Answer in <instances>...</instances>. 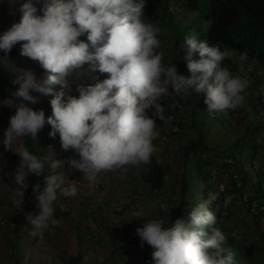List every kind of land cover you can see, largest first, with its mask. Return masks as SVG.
<instances>
[{
    "label": "clouds",
    "instance_id": "clouds-1",
    "mask_svg": "<svg viewBox=\"0 0 264 264\" xmlns=\"http://www.w3.org/2000/svg\"><path fill=\"white\" fill-rule=\"evenodd\" d=\"M147 2L43 0L39 10L42 14L38 15L33 0H24L19 5L18 22L0 33L3 58L19 42V54L38 62L45 70L37 78L33 71L20 69L12 79L18 87L10 98L0 99V105L15 109L0 136L4 149L19 157L15 170L6 173L16 187L13 205L19 207L31 196L26 190L29 175L38 177L47 173L43 185H32L35 212L25 216L32 237L58 227L55 202L58 197H65L57 209L68 211L69 197H75L79 191L78 182L66 177L65 160L58 158L52 148L57 135L62 150L78 153L79 158H69L67 164L82 172L89 184H94L102 172H119L123 180L129 167L151 163L155 152L153 141L160 135L156 120L165 125L172 120L170 115H164L165 108L160 102L163 98L186 99L193 92H203L209 117L245 108L250 83L247 76L253 74V67L241 66L245 75L233 74L222 62L233 59L243 65L247 54L233 56L192 36L177 44V47L186 45L183 58L188 74L179 73L173 62H163L164 52L158 51L161 29L143 19ZM167 11L178 12L175 0ZM81 35H86V41L78 39ZM85 63L87 69L77 72ZM97 72L107 76L98 79L93 75L94 83L77 85L78 95L69 94L74 76ZM52 85L59 87L54 89ZM258 87L256 97L259 94L264 99V88ZM30 90L50 95L51 115L45 116L42 109L33 110L24 103L34 104L38 100ZM246 110L251 112L250 108ZM46 123L50 125L51 138L45 154L38 157L23 143L13 149L14 142L21 138L35 141ZM24 191L28 197L23 199ZM64 203L66 208L61 209ZM168 213L163 218L146 219L143 207L131 212L130 219L144 218L135 234L141 247L145 243L151 247L152 264H241L219 227H212L210 234L197 230L196 226H212L217 222L205 203L191 207L187 220L176 218L169 222ZM102 261L103 257L98 264Z\"/></svg>",
    "mask_w": 264,
    "mask_h": 264
},
{
    "label": "rangeland",
    "instance_id": "rangeland-1",
    "mask_svg": "<svg viewBox=\"0 0 264 264\" xmlns=\"http://www.w3.org/2000/svg\"><path fill=\"white\" fill-rule=\"evenodd\" d=\"M23 2L24 0H0V33L6 31L13 22H18L19 5ZM171 2L172 0H166V6H169ZM175 2L179 8L184 6L183 0H175ZM33 3L37 7V14H42L39 11L42 1L33 0ZM178 10L175 18L183 20L187 10L185 8L181 9L183 11ZM156 25L161 29L158 36L161 48L158 51L164 52L163 62L170 64L172 59L170 34L174 29L165 21L158 22ZM19 46L18 42L12 48H19ZM224 50L233 56L238 55L232 50ZM184 52L178 53L177 56L186 64L183 58ZM222 64L233 74L241 75H245L240 72L241 66L253 67V74L247 76L250 83L246 89L245 108L238 110L243 112V117L235 115L237 110H230L226 114L221 113L222 120H218V115L209 117L206 105L200 101L195 92L186 99L179 96L163 98L160 102L165 108L164 115L166 117L170 115L172 120L167 125L156 120L160 135L153 141L155 145L153 156L163 171V184L159 189L150 187L143 180L142 174L147 171V165L129 167L123 180L120 179L119 172L116 174L102 172L98 174L94 184H89L82 176V172L68 166L67 160L69 158L78 159V153L71 149L62 150L57 135L52 148L57 152L58 158L65 160L63 167L66 177L68 180L78 182L79 191L75 197H69L71 202L69 210H60L61 215L55 216L60 221L59 226L51 231L45 230L42 236H30L28 233L31 225L25 221L28 213L35 212L34 194L29 176L27 177L29 187L26 190L31 192V196L19 207L12 203L16 198V187L6 173L15 170L19 157L12 151L5 150L0 144V264H68L76 256H79L83 262L99 261L103 257L102 264H152L151 247L147 243L141 247L139 240L133 245L115 249L113 254L111 250L118 245L132 241L136 235L135 229L142 224L144 218L130 219L133 210L143 207L146 219L166 217L169 211V222L171 221V212L180 202V174L183 168L181 147L189 138L194 137L197 131H201L204 135L206 146L209 148L207 153H202L201 156L217 155L219 156L217 157L218 164L212 167V176L209 180L195 176L189 178V180L196 179L200 187L192 195L190 194L191 189L188 190L187 204L182 219H188L191 207L198 202L205 203L206 208L213 213L215 209H219L218 225L224 234H230L238 242L237 250L239 244L240 246L253 245L254 252L251 255L246 254L245 251L237 254L238 261L241 264H264V213L260 212L255 217V211H253L260 204V199L254 196L252 189L247 185H242L239 179L236 180V186L241 188L239 192L227 191L224 188L229 179L228 173L233 169L228 165L231 159L226 153L234 154L238 162L237 167L241 172L247 170L248 175L255 179L261 177L258 173L260 172L264 177V148L254 152L243 144L244 139H242L247 126L258 124L264 127V118L258 119L250 104L251 100L256 98L257 87L264 84V65L248 57L243 65L233 59H226ZM20 69L33 71L37 78L45 73L38 62L19 53L0 59V74L8 80L11 93L18 87L12 83V79ZM86 69L87 65H83L77 72H84ZM93 75L98 79L104 78L100 73L74 76L69 94L78 95L77 85L94 83L95 81L91 78ZM11 93H2L3 96L0 94V99L10 98ZM30 94L37 95L38 100L34 104L27 101L24 103L33 110L42 109L45 116L51 115L48 103L50 95H41L31 90ZM41 98L44 100L42 103ZM247 108H250L251 112H248ZM14 111L15 109L0 105V136L7 127L8 117L14 114ZM49 130L50 125L46 123L37 133L35 141L26 137L21 138L14 142L13 149L23 143L34 155L39 157L45 154L46 145L51 138L48 136ZM259 132L260 136L257 135L258 133L254 136L258 142L263 144L264 130ZM237 138L240 140L239 143L242 142V145L239 144L240 151H237V146L231 150ZM46 174L42 172L40 175L43 176V181ZM62 200H65V197H58L55 209ZM211 200H216V203ZM260 210H264L262 206H259ZM227 211L232 212L231 215H227ZM93 226L103 231L102 237L97 240H94L90 234ZM204 226H196V228L206 234ZM15 242L18 246L15 250H11L10 245Z\"/></svg>",
    "mask_w": 264,
    "mask_h": 264
},
{
    "label": "trees",
    "instance_id": "trees-1",
    "mask_svg": "<svg viewBox=\"0 0 264 264\" xmlns=\"http://www.w3.org/2000/svg\"><path fill=\"white\" fill-rule=\"evenodd\" d=\"M43 3V0H41ZM184 6L178 9L185 8L187 11L186 17L182 19L175 18V14H171L167 11L169 6H166V0H148L147 5L144 9L143 19L153 24L165 21L170 25L174 31L171 32L170 38L172 41L171 47V63L173 62L179 73L187 75V68L184 61L177 56L178 53L185 51V45L183 47H177V44H183L186 37L191 38L197 36L199 40L207 41L208 44L215 45L221 48V50L229 49L238 54L246 53L248 58L254 59L258 64L264 65V0H183ZM161 11V13H159ZM179 11V10H178ZM183 11V10H181ZM80 40L86 41V35L78 37ZM19 48H11L7 53V57L16 55L19 53ZM4 53L0 52V59H5ZM194 59L197 57H193ZM84 65H87L86 63ZM241 69V68H240ZM241 72V71H240ZM98 73V72H97ZM243 73V72H241ZM103 77L107 76L103 73ZM8 80L0 74V94H10L11 87L9 86ZM58 85H52L53 88ZM200 101L204 104V93H198ZM258 97L251 100V108L256 113L255 102ZM40 102H44L41 98ZM205 105V104H204ZM230 111V110H229ZM218 115V120L221 119V113ZM222 120V119H221ZM260 130H264L258 124L247 126L243 132L242 139L243 144L256 152L258 149L264 148V143L258 142V139L254 134L260 136ZM50 138V137H49ZM49 140V139H48ZM237 138L232 146L231 150L238 147L237 151H240L239 143ZM182 163L183 168L180 174V202L171 212V220L183 217L186 206V196L188 190L191 189L190 194H195L200 187L199 182L196 179L189 180L190 177H198L204 180H209L212 176L211 169L213 166L218 164L217 155H208L202 157L201 154L207 153L208 147L206 146L204 135L201 131H197L196 135L189 138L185 144L182 145ZM224 152H222L223 154ZM202 154V155H203ZM227 157L231 159L228 164L233 167L228 173L229 179L226 182L224 188L227 191H240L241 188L236 186V180L239 179L241 184L247 185L254 196L260 199V204L253 209L255 211L254 216L259 215L258 213H264V210L259 211V206L264 209V177L263 174L258 172L261 177L255 179L249 176L247 170L241 172L238 167L233 153H226ZM250 156V155H249ZM252 157V155H251ZM224 167V164H222ZM235 175V177H232ZM143 180L154 189H159L163 184V171L160 164L156 161L154 156L152 157L151 163L147 165V171L142 174ZM31 184L40 183L42 185L43 176L29 175ZM218 199H220L218 197ZM216 203V200H211ZM250 205V204H249ZM16 209V207H14ZM250 209V208H248ZM257 209V210H256ZM214 214L217 217L216 224L212 226L205 225L206 234L211 233L212 227H221L218 225V218H220V210L215 209ZM212 212V211H211ZM232 212L227 211V215H231ZM55 216L61 215V212L55 209ZM228 229V227H224ZM226 236L227 246L233 248L237 254L245 253L251 255L254 252L253 245H242L228 233ZM203 238V237H202ZM139 238L135 235L133 240L127 242L124 245H118L111 250V254L114 253L115 249H121L130 245H133ZM18 244L15 242L10 245L11 250H15ZM12 253V252H11ZM68 264H98V261L83 262L79 256L72 258Z\"/></svg>",
    "mask_w": 264,
    "mask_h": 264
},
{
    "label": "built area",
    "instance_id": "built-area-1",
    "mask_svg": "<svg viewBox=\"0 0 264 264\" xmlns=\"http://www.w3.org/2000/svg\"><path fill=\"white\" fill-rule=\"evenodd\" d=\"M246 70H248L247 68H246ZM261 88H264V84H262L261 86H259L258 87V90L259 89H261ZM258 98H257V100H256V102H255V105H256V114H255V116L258 118V119H263L264 118V99H262L261 98V96L258 94V96H257ZM235 115L236 116H242L243 117V112H239L238 110H237V112H235ZM26 197H28V194H27V192H25L24 191V194H23V199L24 198H26ZM66 205L67 204H62V205H60V208L61 209H65L66 208ZM90 234H91V236H92V238L94 239V240H97V239H99L100 237H102V234H103V231L100 229V228H97V227H95V226H93V227H91V229H90Z\"/></svg>",
    "mask_w": 264,
    "mask_h": 264
}]
</instances>
